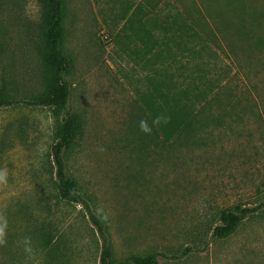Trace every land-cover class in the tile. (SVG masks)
<instances>
[{"label": "rangeland", "instance_id": "obj_1", "mask_svg": "<svg viewBox=\"0 0 264 264\" xmlns=\"http://www.w3.org/2000/svg\"><path fill=\"white\" fill-rule=\"evenodd\" d=\"M153 5L160 16L183 13L202 37L175 73L186 66L197 84L228 79L237 93L232 103L223 93L172 148L139 126L153 74L138 35L149 15L139 8ZM255 11L264 12V0H68L70 107L85 122L68 174L105 218L115 264L153 253L158 264H264V20ZM40 33L38 0H0V86L39 90ZM54 131L49 108H0V264H50L30 239L40 228L52 232V264H101L88 207L58 200ZM236 206L256 213L215 238L221 212Z\"/></svg>", "mask_w": 264, "mask_h": 264}, {"label": "trees", "instance_id": "obj_2", "mask_svg": "<svg viewBox=\"0 0 264 264\" xmlns=\"http://www.w3.org/2000/svg\"><path fill=\"white\" fill-rule=\"evenodd\" d=\"M40 5V43L38 55L44 70L41 72L39 90L30 94H21L12 83L6 82L0 86V108L23 106L27 108H49L55 118L54 141L51 145V156L54 163V186L58 193V200L80 203L88 207V203L80 192L77 181L68 174L67 155L73 150L84 129L83 116L71 109V87L67 80L73 62L68 56L66 44V20L68 16V0H38ZM139 14L144 12L147 18L140 21L138 35L149 56V64L152 65L153 74L148 77L149 85L144 93L143 104L145 110L141 116L146 121L152 132L150 135L162 139V144L167 148L175 145L181 146L187 136L196 130L199 121L209 113L216 102H221L223 93L227 95V102L232 103L237 93L231 88V82L227 79V86H219L214 80H203L195 83L192 74H187L186 66H183L180 74L174 71V64L184 60L190 62L189 57L197 54L195 44L197 39L201 41V35L192 27L183 13H160L152 6L151 12L139 8ZM257 20H264V12H254ZM191 16L203 32L204 26L196 17ZM229 26V25H228ZM243 27L237 29L243 33ZM3 44V43H0ZM203 50V46H201ZM204 83V84H202ZM7 84V86H6ZM219 86V87H218ZM168 117L167 124L153 126L152 121L159 115ZM20 138L23 140L25 131L22 129ZM11 139H7L8 147L13 145ZM91 220L96 226L102 240L101 264H115L111 247V239L102 215L95 214L90 207ZM255 209L236 206L225 209L219 216V224L214 228L213 236L218 239L231 237L240 225L252 214ZM31 242L36 244L38 251H42L46 258L55 260V251L51 250L52 232L44 229L32 231ZM13 244V238L7 241L6 250ZM6 252V251H5ZM158 253L146 257H135L133 264H158Z\"/></svg>", "mask_w": 264, "mask_h": 264}, {"label": "clouds", "instance_id": "obj_3", "mask_svg": "<svg viewBox=\"0 0 264 264\" xmlns=\"http://www.w3.org/2000/svg\"><path fill=\"white\" fill-rule=\"evenodd\" d=\"M167 122H168V117L161 114V115L157 116L152 121V125L153 126H160L161 124H167ZM139 126H140L141 131H143L144 133H151L152 132V127H150L149 124L144 120L140 121ZM0 235H2V232H0Z\"/></svg>", "mask_w": 264, "mask_h": 264}]
</instances>
